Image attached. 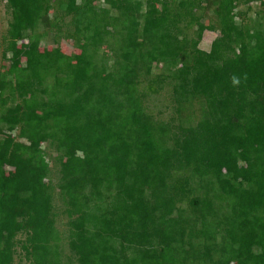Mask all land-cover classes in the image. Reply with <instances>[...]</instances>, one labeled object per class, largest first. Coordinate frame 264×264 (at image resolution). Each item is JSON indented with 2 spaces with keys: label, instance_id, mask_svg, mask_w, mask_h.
I'll return each mask as SVG.
<instances>
[{
  "label": "trees",
  "instance_id": "16d2710c",
  "mask_svg": "<svg viewBox=\"0 0 264 264\" xmlns=\"http://www.w3.org/2000/svg\"><path fill=\"white\" fill-rule=\"evenodd\" d=\"M3 1L0 264H264V0Z\"/></svg>",
  "mask_w": 264,
  "mask_h": 264
},
{
  "label": "rangeland",
  "instance_id": "374dc122",
  "mask_svg": "<svg viewBox=\"0 0 264 264\" xmlns=\"http://www.w3.org/2000/svg\"><path fill=\"white\" fill-rule=\"evenodd\" d=\"M259 7H260L259 1H254V2H251L247 5H240V8L246 9L249 15H254L255 10ZM42 11L44 14H48L52 11V8L46 7ZM7 18H8V15H7L6 7H5V2L3 0H0V43H1V34H2L3 30L6 28ZM203 21L205 23V26H208L207 19H204ZM218 36H219V33H217L216 31L206 30V33L200 42V46L202 48L208 50V51L215 52L216 47H217L216 38ZM100 48L103 49L104 53L108 57H112V55H113L112 52L107 50V48L104 45H100ZM38 50L43 51V52H47L48 54H52V53L56 52L57 50H61L62 52H65L67 54H73L79 50V45H77L74 40L68 38V39L61 40L59 44H55V45L54 44H48L47 46L38 47ZM0 51H1V47H0ZM158 66L160 68H163L165 65L159 64ZM157 70H159L158 67H157ZM26 94L31 95V93H27V92H26ZM13 173L14 172H13L12 168L7 169L8 175H11Z\"/></svg>",
  "mask_w": 264,
  "mask_h": 264
}]
</instances>
